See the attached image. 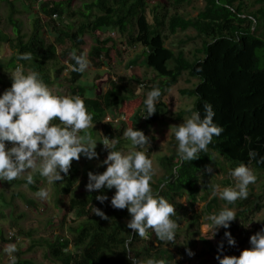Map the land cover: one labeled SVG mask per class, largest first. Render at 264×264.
Returning a JSON list of instances; mask_svg holds the SVG:
<instances>
[{
  "label": "trees",
  "instance_id": "obj_1",
  "mask_svg": "<svg viewBox=\"0 0 264 264\" xmlns=\"http://www.w3.org/2000/svg\"><path fill=\"white\" fill-rule=\"evenodd\" d=\"M2 1L10 10L8 22L13 28L14 38L0 31V53L3 45L12 44L15 54L8 67L15 69L18 63L22 64L26 71L39 73L50 89L67 69V63L75 65L71 56L73 52L83 54L101 72L111 62L112 48H117L120 37H129L127 44L130 46L144 47L146 65L156 74L153 87H159L162 91L159 100L185 75H188L190 82L198 80L193 88L182 91V94L196 99L192 111H200L201 116L204 115V104L211 103L215 111L214 123L224 130L213 137L207 151L201 152L196 160L181 163L178 157L166 156L161 159L163 177L157 184H151V188L154 194L164 197L176 208L177 215L172 217L178 223L175 240L161 241L151 229L146 238L135 234L127 228L131 219L127 208L111 206L115 189L105 188L103 194L108 196V200L103 204L96 200V196L101 194L98 191H86L72 198L70 208L78 211L82 221L69 228L70 238L66 241L49 245L51 255L62 264H145L148 258L162 260L164 264H184L189 250L196 246L193 236L198 233L192 230L200 225V216L192 219L189 216L191 212L195 213L194 207L201 199V181L204 180L207 185L208 171L220 165V158H223L231 169L244 163L264 173V68L260 56L264 51V36L260 34L264 24V0H255V5L261 7L256 12L246 11L243 0H204L205 7L193 18L177 12L171 14L170 9L192 7L201 0H80L83 7L77 12H73V7L79 0H20L24 11L32 15L30 35L25 33L23 24L17 19L22 12L16 2ZM67 18L76 21L65 27L63 21ZM166 31L172 36L194 31L196 36H189L179 43L178 50H174L166 46ZM86 36H91L95 41L88 56L84 49ZM199 39L203 41L202 48L197 50L194 60H190L185 47ZM20 53H31L32 59L18 61ZM106 73L97 75L93 86L88 88L80 84L85 72L71 70L69 85L72 96L79 95L83 99L93 117V125L102 126L108 142L118 141L113 150L120 151L124 131L131 127L142 130L147 136L142 123H159L163 104L157 103V112L144 118L147 114L144 104L146 96H138L137 89L149 84L137 77H114L112 73ZM11 84V79L6 82L0 78V94ZM103 85L109 87L107 93ZM147 88L148 91L152 89ZM89 93H93L94 97H88ZM138 100H141V104L133 115H119L118 111L124 106ZM110 111L123 120L121 128L105 122ZM192 111L182 112L179 118L191 115ZM51 123L60 122L54 119ZM101 142L100 139L99 145L103 148ZM251 150L258 153L255 159H250L248 155ZM106 166L103 165L99 172L105 171ZM79 177V169L74 168L72 174L65 178L66 186L58 191L59 196L68 197L79 182ZM19 183L39 191L33 184H27L26 179ZM210 194L211 191L207 192L203 198L205 202ZM184 198L188 199V206L182 203ZM218 204L219 199L214 197L206 212L209 213ZM93 206L100 208L109 219L95 215ZM263 209L262 205H257L250 214L255 215ZM185 220L189 223L184 230L181 225ZM230 232L232 234V230ZM183 235L186 239L180 244L179 239ZM32 236L27 235L28 238ZM217 236L219 243L212 249L216 256L220 242H223V248L233 247L235 250L234 246L228 245L224 234ZM247 243L248 240H243L242 247ZM71 247L74 249L70 250ZM220 255L230 256L223 254V251ZM178 256L182 261L177 260ZM21 257L17 264H35L21 260Z\"/></svg>",
  "mask_w": 264,
  "mask_h": 264
},
{
  "label": "clouds",
  "instance_id": "obj_2",
  "mask_svg": "<svg viewBox=\"0 0 264 264\" xmlns=\"http://www.w3.org/2000/svg\"><path fill=\"white\" fill-rule=\"evenodd\" d=\"M75 65L69 64L72 71L84 73L89 61L83 55L71 54ZM18 61L32 59L31 53H20ZM11 87L0 94V181H13L26 172L27 184L35 183L34 176L29 170L38 171L46 178L47 184L52 185L63 181L73 160H79L81 155L91 160L99 157L96 151L97 142L91 135L84 134L85 130L93 127V117L88 112L83 99L79 95L57 96L35 71H26L22 64L10 73ZM162 96L159 87H153L144 101L149 118L157 112L156 104ZM215 111L211 103L204 104V115L200 111H192L183 123L171 126L170 131L177 141V155L181 163L198 159L201 152H206L214 136L223 132V127L214 123ZM58 119L59 124L51 123ZM124 136L130 140L126 153L111 150L106 142H101L109 149L107 158L102 162L107 165L102 173L88 172V191L101 192L96 200L103 204L108 196L103 189H115L111 198V206L125 209L131 219L127 228L146 238L148 230L154 231L161 241L172 242L176 238L178 223L172 219L177 215L176 208L164 197L154 194L151 188L153 176L152 160L137 149L150 144V138L142 130L127 128ZM118 141H114L112 147ZM11 144V146H9ZM250 159H255L258 153L251 150ZM62 173L64 175H62ZM235 180L234 187H225L219 191L220 199L227 204L237 200L247 199L248 186L256 182V175L246 164L230 170ZM36 195L47 199L49 191L41 188ZM215 195V191H214ZM93 213L102 219L107 215L93 206ZM236 213L225 206L218 213L208 216L210 223L201 225L200 234L212 233L207 239L215 236L220 227L229 229L231 222L236 219ZM225 238L230 246L236 241L230 231H225ZM18 251L17 244L11 243L4 247L3 252L8 256L10 264H16L13 255ZM223 242L218 245L216 259L219 264H264V229L250 237V248L241 252L239 257L224 255ZM189 255L193 253L189 250ZM145 264H164V261L148 258Z\"/></svg>",
  "mask_w": 264,
  "mask_h": 264
},
{
  "label": "rangeland",
  "instance_id": "obj_3",
  "mask_svg": "<svg viewBox=\"0 0 264 264\" xmlns=\"http://www.w3.org/2000/svg\"><path fill=\"white\" fill-rule=\"evenodd\" d=\"M12 1L16 2L17 8L22 12L18 15L17 19L23 24L25 33L30 35L32 33V15L24 11V6L20 0ZM243 1L247 8L246 11L256 12L261 8L259 5H255V0ZM82 7L83 1H77L73 7V12L80 11ZM204 7L205 2L204 0H201L196 2L192 7H183L178 10L171 8L170 13L174 14L177 12L185 17L193 18L197 17ZM9 15L10 10L8 5L0 0V31H3L11 38H14L13 28L8 22ZM75 21V19L67 18L63 21V26H70ZM260 34L264 36V24L261 26ZM165 35L167 36L166 46L178 50L180 47L179 43L186 40L189 36H196V33L194 31H189L188 33H180L172 36L166 31ZM119 39L120 43L119 45L117 44L116 49L112 48V45H109L112 48L111 62H109V65L102 69L101 72H110L114 77H137L143 80V82H147L149 85L138 87L137 89L138 96H146L149 92L147 86L153 88L156 74L146 65L144 47L139 45L130 46L129 43L127 44V42H129V37H120ZM85 40L86 46L84 49L86 51V56H88L95 41L91 36H86ZM202 43V39H199L195 42H191L185 47L186 54L190 60H194L197 50L202 48ZM122 46L126 49H123ZM14 54L15 49L12 44L3 45L0 53V78L6 82L11 79L10 73L14 70L11 67H8V63ZM260 56L263 60L262 68H264V51H262ZM68 65L69 63H67V69L62 76L56 81V85L51 89L54 95L72 96V91L69 85L71 69ZM101 72L98 71L89 61L88 68L86 69L85 75L80 84L91 88L94 84L95 78L97 75L102 74ZM197 83L198 80H191L190 82L188 75H185L181 78L177 86L173 87L170 92L166 93L162 99L159 100V102L163 104L159 123L147 125L145 121L142 123V127L147 131V136L150 138V144L147 147L137 150L143 151L152 160L153 176L151 184H157L158 180L163 177L164 171L161 167V159L166 156L171 158L178 157L177 141L175 140L174 134L170 131V128L174 125L178 126L190 116L184 115L182 119L179 118V115L182 114V112L192 111L196 101L194 98L192 99L184 96L182 91L193 88ZM103 86V89L107 93L109 87H105V85ZM1 91L2 86H0V93ZM87 96L93 98L94 94L89 93ZM140 104L141 100H138L134 104L124 106L123 109L118 111V113L123 116H127L128 114L131 116L134 114L133 112L140 107ZM115 115H112L110 111L105 122L114 123L116 128H121L123 120L117 118L118 116L116 115V117ZM109 118L111 121L108 120ZM85 131L88 132L94 140L98 141L96 147V151L99 154L98 159L93 158L89 160L81 155V158L78 161H72L71 168L67 175L62 173V175H64L63 181H57L52 185H48L46 178L40 177L38 171L33 172L32 170H29L34 177L36 176L35 183H33L35 188H38L39 190L41 188L48 189L49 196L47 199L39 198L34 189L19 183V181H24L26 179L27 172L11 182L0 181V264H10V260L3 252V249L6 245L11 244V242L16 243L18 248V251L13 254L17 258L16 264L21 257L20 254H22L21 260L31 261L35 264H62L51 255L49 245L55 242L66 241L70 238L69 228L82 221L78 211L70 208L71 200L72 198L79 197L88 191L86 189L88 172L91 171L96 174L100 173L99 171L103 166L102 162L107 158L110 151L105 148L104 145L103 148L99 145L100 139L102 142L108 140L103 135L102 126L93 125V127H90ZM111 142L112 143L109 142L108 145L110 149L113 150L115 147H112L113 141ZM121 143L120 151L126 153L128 151V145L131 142L124 136ZM115 146H117V143ZM220 162V165L213 166V168L208 171L209 177L207 178V185L204 183V180H202L199 185L200 188H202L201 199L194 207L195 213L190 211L189 218L192 219L194 216H200V225L192 230L193 233H198V235L193 236L196 246L191 251L193 254L188 256L184 264H219L212 249L219 243L217 235L224 234L225 231L231 230L232 237H234L236 241L234 246L235 250L233 247L230 249L223 248V254L239 257L243 250L250 248V237L264 229V209L255 215L250 214V211L257 205H262L264 207V173L251 168L257 177L256 182L248 186L249 195L247 199L237 200L234 205L231 206L230 204H227L226 201L220 199L219 191L225 187H234L235 180L230 174L231 168L229 164L225 162L223 158H220ZM74 168L79 169L80 171L79 182L75 185L68 197H60L58 191L60 188L66 186L65 178L72 174ZM97 191L98 193L100 192L99 190ZM210 191L211 194L208 201L205 202L203 198L207 195V192ZM214 197L219 199V204L207 213L206 208ZM182 203L185 206H188V199L184 198ZM225 206L235 211L237 216L236 219L231 222L229 229L220 227L213 238L207 239L212 233H208L207 235L204 233L200 234L201 225L204 223H210L207 219L208 216L213 213H218ZM188 223L189 221L185 220L181 225V229L185 230ZM28 234H33V236L28 238ZM185 239L186 236L183 235L179 239V243L183 244ZM243 240H248V243L242 247ZM206 242L210 244L208 245ZM35 244H37L36 247H33ZM73 249L74 248L71 247L70 250ZM177 260L182 261V258L178 256Z\"/></svg>",
  "mask_w": 264,
  "mask_h": 264
},
{
  "label": "built area",
  "instance_id": "obj_4",
  "mask_svg": "<svg viewBox=\"0 0 264 264\" xmlns=\"http://www.w3.org/2000/svg\"><path fill=\"white\" fill-rule=\"evenodd\" d=\"M113 36H115V34H113ZM123 49H126V48H123ZM109 121H111V119L109 118L108 119ZM107 144H109V142L108 141H105ZM237 248V247H236Z\"/></svg>",
  "mask_w": 264,
  "mask_h": 264
}]
</instances>
